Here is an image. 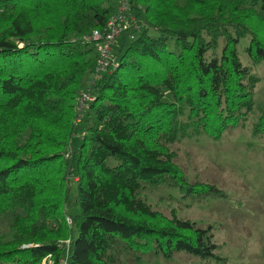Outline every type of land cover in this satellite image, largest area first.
<instances>
[{
    "label": "trees",
    "instance_id": "obj_1",
    "mask_svg": "<svg viewBox=\"0 0 264 264\" xmlns=\"http://www.w3.org/2000/svg\"><path fill=\"white\" fill-rule=\"evenodd\" d=\"M129 2L146 26L92 85L84 135L67 158L96 51L85 35L105 27L118 0H0V217L15 214L13 237L0 233V264H117V245L137 259L184 250L224 262L211 225L165 216L136 192L148 182L195 199L226 194L190 182L166 145L180 131L218 137L252 110L258 78L237 45L250 35V55L264 59L250 20L264 15V0ZM254 132L264 135V108Z\"/></svg>",
    "mask_w": 264,
    "mask_h": 264
},
{
    "label": "rangeland",
    "instance_id": "obj_2",
    "mask_svg": "<svg viewBox=\"0 0 264 264\" xmlns=\"http://www.w3.org/2000/svg\"><path fill=\"white\" fill-rule=\"evenodd\" d=\"M184 1L179 0L181 3ZM136 20L138 25L146 26L144 11L136 16ZM250 20H253L251 25L264 37V15L257 14ZM97 29L103 28H95L85 36L93 34ZM149 31L152 34L157 33L154 28ZM122 35L113 44V56L116 58L123 46L131 41L128 33L126 42ZM249 45L250 35L241 37L237 45L241 60L250 66L258 78L254 87V106L247 117L236 125L228 126L218 137L203 129L197 133L180 131L166 145L172 162L190 182L213 184L223 189L226 194L195 199L183 196L178 186L148 182H142L136 192L144 204L165 216L177 215L196 221L198 225H211L213 239L219 245L218 252L224 257V262L216 258H203L184 250L176 251L171 258L147 252L137 259L134 252L123 245H117L110 249L117 264H264V135L254 132L255 124L264 108V59L255 61L247 49ZM98 54L97 50L90 54L93 62L88 88L79 91L76 97V122L80 128L74 133L73 141L71 140L73 143L66 153L67 158L72 155L73 144L78 148L81 142L85 132L82 126L86 122V112L91 101L95 99L92 85L102 75L96 77L95 73ZM81 94H87L85 102L79 100ZM82 103L83 107L87 106L80 115L79 108ZM185 117L186 115L181 116L182 119ZM119 161L115 156L107 159L111 165ZM72 210L78 211L79 207H73ZM14 218L15 214L11 212L0 217V233L6 239L13 237ZM62 242L67 245L69 239ZM50 262L51 259H44L40 264ZM3 264L15 262L5 261Z\"/></svg>",
    "mask_w": 264,
    "mask_h": 264
},
{
    "label": "built area",
    "instance_id": "obj_3",
    "mask_svg": "<svg viewBox=\"0 0 264 264\" xmlns=\"http://www.w3.org/2000/svg\"><path fill=\"white\" fill-rule=\"evenodd\" d=\"M141 25L137 24L136 17L130 11L129 0H118L116 11L107 21L105 27L97 29L93 34L85 36L86 39L95 41V47L98 51V63L96 66V77L100 76L109 67H115L117 64L113 56V44L118 36L128 33L130 38H134ZM87 94H81L79 100L85 102ZM87 106V105H86ZM83 103L80 105L79 113L82 115L84 109Z\"/></svg>",
    "mask_w": 264,
    "mask_h": 264
}]
</instances>
